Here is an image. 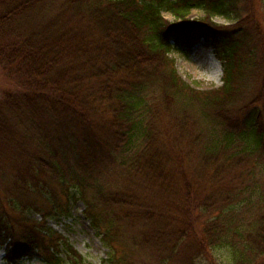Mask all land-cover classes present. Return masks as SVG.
Listing matches in <instances>:
<instances>
[{"label": "trees", "instance_id": "16d2710c", "mask_svg": "<svg viewBox=\"0 0 264 264\" xmlns=\"http://www.w3.org/2000/svg\"><path fill=\"white\" fill-rule=\"evenodd\" d=\"M53 3L59 11L39 21L36 13ZM192 10L203 16L187 19ZM250 12L248 0H0V70L15 83L0 105V143L26 136L21 118L53 126L64 119L72 129L60 148L36 134V151L12 157L13 188L4 191L20 215L7 216L10 228L0 215L7 264L23 256L59 264L60 247L86 264L41 222L79 198L107 247L102 264H150L156 245L153 264H169L167 256L177 264L264 263V29ZM199 38L221 63L218 88L191 87L169 57L172 44L189 48ZM185 154L196 170L189 179ZM95 155L121 159L117 186L92 177ZM191 178L215 193L203 195ZM221 249L227 263L214 256Z\"/></svg>", "mask_w": 264, "mask_h": 264}, {"label": "rangeland", "instance_id": "374dc122", "mask_svg": "<svg viewBox=\"0 0 264 264\" xmlns=\"http://www.w3.org/2000/svg\"><path fill=\"white\" fill-rule=\"evenodd\" d=\"M248 4L249 10H251L250 13L252 21H254L256 18L259 24L261 23L264 29V0H248ZM50 11H52L53 13L59 11L58 3H53L48 6H45L44 8H41V11H38L36 13V15L39 16V21L45 19L46 15ZM163 15L166 20L170 22L173 21V16L170 13L164 12ZM202 16V12L198 10H192L187 16V19L193 20L198 19ZM212 21L225 26L230 24L229 22L220 17H213ZM169 57L174 59V65L177 74L181 77L184 82H186L191 87L200 90H208L218 88L222 85V66L213 51L211 41L209 39L199 38V40L189 48L172 44ZM14 85L15 83L12 84L6 78L5 73L0 70V105L4 102L5 92H8L7 89L13 87ZM105 94L106 92L102 91V96ZM15 118L17 117L13 114V122H15ZM63 121L64 119H61L57 121L53 126L49 125L45 118L36 120L21 118L19 124L20 126H18V129L22 131V133H24L27 137L20 135L19 137H17L15 142L11 140H4V144L0 143V146L9 145V147H0V153H5L6 155H8L7 158H5L4 156L3 161L0 158V184L4 186L1 187L0 185V215L6 217V220L4 222L8 228L11 227L12 221H9L7 219V216H12V218H16L18 215H20V212L15 210L10 203V199H13V197L10 194H7L6 196V192L4 191L5 189H7V187H5L7 186V184H10V186L8 187L13 188V181L15 179V168H13L12 165L16 166V163H13L14 159L12 157L17 154V151L19 149H24L31 154V151H36L39 147V144H36V140L34 138L36 134L38 137L46 135L45 137L50 138L51 142L56 148L62 147V145H64L67 140L70 139L69 137L72 132L71 127L67 126L66 123ZM100 127L101 129H108L109 124L107 121H105L100 125ZM73 131H75L73 138L77 139V137L75 136L77 132L75 129ZM40 154L42 157L46 156L45 153ZM63 155L64 157L73 159L72 152H65L63 153ZM187 157L188 155L185 154L183 156V159L181 160V170L183 174L189 179V177H195L196 170L188 165ZM88 158L93 160L90 163L92 177H94L98 181H104L107 185L113 187L117 186L118 183H120L119 181H121V179L123 178V175L121 174L120 170H122L123 172L125 170L119 163L121 159L116 158L115 163H111V159H109L108 155H106L103 160L97 155L88 156ZM192 159H194V157ZM15 160L19 162V160ZM192 178L190 180H192L194 184H197L199 188H201V192L203 195L207 196L211 192L215 193V190L209 189L204 192L203 187L205 186V182L200 179ZM37 202L42 203L40 199H37ZM85 207V199L79 198L71 200L69 202L67 211L64 214H53L48 217H45V220L42 221L38 212H35L34 210H29L28 212H26V216L28 217V219L35 220L37 223H40V221L44 222V226H47L52 229V232L56 234L55 236H60L62 239H65L70 244L72 250L75 253L79 254L85 260L86 264H102V260L107 257L108 250L107 247L103 245L101 236L90 224V220L89 218H87L86 215ZM117 214L119 216H122L120 218V223H123V216L126 217V214L123 211H120ZM135 225L136 224H134V226ZM14 229L17 231L21 229V227L18 225H14ZM125 233L128 234L129 237H131V235L133 234V232ZM5 248L6 243H0V264H7L4 259L6 253ZM152 248L153 250L151 249L150 252L154 251V254L150 258V264L154 263V259L157 258L156 254L161 251L160 249H158L157 245ZM161 248L162 251L167 252L166 250H169V245ZM65 249L66 248L63 249V247H60L61 252L59 253V257L62 258V261L59 264H73V261H69V257L65 258V251L67 250ZM180 250L181 247H179L178 249L179 253ZM214 256L216 257L218 262L227 263L228 261V253L225 249L215 250ZM177 260L178 259L176 257L167 256V261L169 264H177ZM16 264L48 263L42 260L40 257L23 256L22 258L17 260Z\"/></svg>", "mask_w": 264, "mask_h": 264}]
</instances>
